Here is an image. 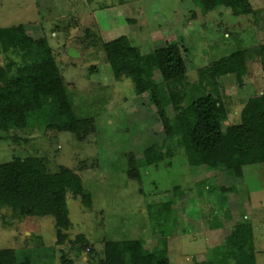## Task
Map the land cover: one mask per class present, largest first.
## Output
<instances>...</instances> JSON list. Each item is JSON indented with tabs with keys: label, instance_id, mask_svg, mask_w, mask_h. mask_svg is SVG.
<instances>
[{
	"label": "rangeland",
	"instance_id": "1",
	"mask_svg": "<svg viewBox=\"0 0 264 264\" xmlns=\"http://www.w3.org/2000/svg\"><path fill=\"white\" fill-rule=\"evenodd\" d=\"M251 3L264 9V0ZM24 24L31 26L36 38H47L73 96L76 116L93 119L95 133L80 143L69 133L44 127L18 132L16 140L0 139V163L18 155L44 159L52 173L65 166L81 177L92 195V206L85 208L79 198L69 194L64 199L65 212L59 207L56 215L39 208V202L29 207L28 217L22 219L0 209V250L19 252L43 244L55 247L57 256L47 264H63L62 257L70 264H105V241L142 240L150 251L160 236L149 218V206L169 201L174 187L179 186L185 196L167 226L180 234L168 238L171 264H207L208 253L233 234L232 222L244 218L249 219L253 236L244 252L254 256V264H264V164H245L243 177L238 178L192 167L181 153L140 169V181L128 178L130 154L142 156L148 146L164 138V131L157 113L147 108L146 99L133 93L131 81H115L101 46L103 41L122 35L135 37L141 29H145L141 34L145 52L177 40L190 51L189 83H197L201 89L205 86L202 68L213 54L226 93L234 101L255 97L264 106V67L257 57L244 55L245 49L264 42V30L254 26L252 17H234L226 8L204 17L192 0H0V28ZM224 31L233 35L232 39L214 45ZM88 33L95 37L87 38ZM91 40L96 43L90 44ZM231 45L241 50L231 53ZM71 49L76 57L69 55ZM94 66L98 70L91 71ZM255 83L258 90L245 92V85ZM240 109L236 104L235 110ZM204 179L213 187L234 186L236 191L225 195L227 199L223 196L226 202L223 194H202L197 186ZM218 222L225 227L215 230L209 226Z\"/></svg>",
	"mask_w": 264,
	"mask_h": 264
},
{
	"label": "trees",
	"instance_id": "2",
	"mask_svg": "<svg viewBox=\"0 0 264 264\" xmlns=\"http://www.w3.org/2000/svg\"><path fill=\"white\" fill-rule=\"evenodd\" d=\"M192 2L204 17L226 8L234 17H252L254 26L264 30V9H256L251 0ZM42 21L46 20L42 18ZM144 31L141 29L135 37L122 35L103 42L98 39L102 42L105 60L115 81H131L133 93L146 99L147 108L157 113L164 131V138L148 146L142 156L136 158L130 154L128 178L140 181V169L157 166L181 153L186 154L192 167H205L210 172L223 171L238 178L243 177L245 164H264V106L255 97L234 101L226 93L224 83L215 71L212 53L211 62L202 68L205 74L203 90L199 84L189 83V49L183 43L171 40L162 48H149L145 52L141 40ZM86 36L91 39L95 37L93 33ZM232 36L224 31L223 37L214 45L219 46L220 42L223 44ZM94 43L95 40L90 41V44ZM85 46L87 48L88 45ZM230 48L231 53L241 50L235 45ZM244 55L245 58L257 57L264 67V42L245 49ZM0 57L1 140H16L19 138L18 132L35 127L69 133L80 143L89 140L95 133V121L76 116L73 96L46 37L41 40L36 38L31 26L25 24L0 28ZM95 70H98L96 66L91 68V71ZM238 82L243 88L242 79L239 78ZM244 88L248 92L258 90L259 86L255 83ZM236 104L241 105L239 111L235 110ZM222 166H225V170ZM197 187L200 193L214 191L223 194L222 198L236 191L234 186L213 187L206 179L200 181ZM69 194L79 198L85 208H91V193L84 188L81 177L65 166L52 173L44 159L18 155L0 163V209L10 211L11 217H28V209L34 207L35 202H39V208H47L49 213L58 212L59 207L63 213L66 207L64 199ZM183 196L185 192L176 186L169 201L159 206H149V218L160 236L154 249L148 251L142 240L105 241L104 263L171 264L168 238L180 234L167 226L172 216L176 215L175 207ZM219 223L208 225L215 230L225 227V223ZM231 229L233 234L215 251L208 253L207 264H231L232 261L235 264H254L252 254L237 250L240 247L244 250V246L249 247L253 243L249 219L233 221ZM185 232L184 229L181 234ZM26 250L1 249L0 264L53 263L58 253L55 247L44 244ZM61 260L63 264H70L65 257Z\"/></svg>",
	"mask_w": 264,
	"mask_h": 264
},
{
	"label": "water",
	"instance_id": "3",
	"mask_svg": "<svg viewBox=\"0 0 264 264\" xmlns=\"http://www.w3.org/2000/svg\"><path fill=\"white\" fill-rule=\"evenodd\" d=\"M69 55L72 56V57H76L77 56L76 51H74L73 49H71L69 51Z\"/></svg>",
	"mask_w": 264,
	"mask_h": 264
},
{
	"label": "crops",
	"instance_id": "4",
	"mask_svg": "<svg viewBox=\"0 0 264 264\" xmlns=\"http://www.w3.org/2000/svg\"><path fill=\"white\" fill-rule=\"evenodd\" d=\"M239 252L245 253L244 250H241V251H239ZM168 253H169V242H168ZM230 263H231V262H230ZM232 263H234V262L232 261ZM232 263H231V264H232ZM234 264H235V263H234Z\"/></svg>",
	"mask_w": 264,
	"mask_h": 264
}]
</instances>
